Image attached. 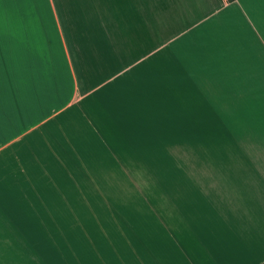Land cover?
<instances>
[{
	"label": "crops",
	"instance_id": "crops-1",
	"mask_svg": "<svg viewBox=\"0 0 264 264\" xmlns=\"http://www.w3.org/2000/svg\"><path fill=\"white\" fill-rule=\"evenodd\" d=\"M131 163L150 223L87 264H264V0H0V264H83L63 212Z\"/></svg>",
	"mask_w": 264,
	"mask_h": 264
},
{
	"label": "rangeland",
	"instance_id": "rangeland-1",
	"mask_svg": "<svg viewBox=\"0 0 264 264\" xmlns=\"http://www.w3.org/2000/svg\"><path fill=\"white\" fill-rule=\"evenodd\" d=\"M94 135L93 139L97 144L100 140L96 134ZM186 150L188 151V149ZM189 151L192 153L193 150L189 149ZM177 153L181 154L182 152L180 150ZM114 165H112V172L122 175L123 169L120 170L118 164ZM127 165L129 168L126 174L138 176L137 178L89 180V186H93V189L89 188V191L95 190V194L79 197L78 210L73 212V219L70 212H63L64 237H67L81 256L82 262L80 263H88L89 253L97 254L98 250L106 252L110 247H119V238H134L137 229L145 231L150 223V195L144 194V192H148L153 185L160 186V180L152 179L151 175L154 170L152 164L131 163ZM161 165L165 166V164L159 163L156 168ZM115 170L117 172H114ZM129 170L133 172H129ZM85 183L80 180V186L85 187ZM102 189L107 190L109 194L98 193L103 191ZM76 220L78 225H76ZM137 224H139V228L136 227ZM87 229L92 234L91 240L85 238L84 232ZM121 233L123 235H120ZM63 248L65 256L63 264H78V262L70 260L72 251L67 248L64 241ZM110 251L113 252L112 249ZM93 264H98V261H94Z\"/></svg>",
	"mask_w": 264,
	"mask_h": 264
},
{
	"label": "built area",
	"instance_id": "built-area-1",
	"mask_svg": "<svg viewBox=\"0 0 264 264\" xmlns=\"http://www.w3.org/2000/svg\"><path fill=\"white\" fill-rule=\"evenodd\" d=\"M224 1H230V0H224Z\"/></svg>",
	"mask_w": 264,
	"mask_h": 264
}]
</instances>
